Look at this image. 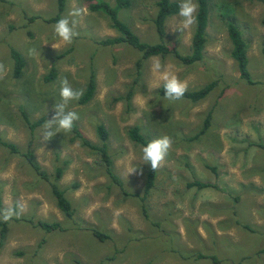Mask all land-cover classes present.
I'll use <instances>...</instances> for the list:
<instances>
[{"label":"rangeland","instance_id":"rangeland-1","mask_svg":"<svg viewBox=\"0 0 264 264\" xmlns=\"http://www.w3.org/2000/svg\"><path fill=\"white\" fill-rule=\"evenodd\" d=\"M156 1L129 0V8L118 11L142 43H160L152 23ZM209 5L203 59L186 66L172 53L143 60L127 43L101 46L99 40L118 33L108 17L90 12L81 0H65L61 15L82 9L71 45H64L48 22L57 13L55 0L0 2V62L8 68L0 79V139L20 153L31 150L50 175L62 168L58 184L75 211L72 219L65 218L48 183L21 154L0 144L3 209L24 205L19 220L9 222L0 264H264V5L249 0H209ZM177 18L166 21L164 43L185 55L194 26L173 31ZM230 21L247 43L251 83L240 78L231 58ZM11 49L25 60L18 78ZM156 57L187 82V90L214 81L216 87L197 103L169 101L159 94L162 82L150 68ZM51 71L55 76L47 81ZM92 74L93 98L84 105L73 101L69 109L79 115L74 127L93 145H101L97 127L104 126L122 187L106 175L99 153L83 146L73 131L48 141L42 137L60 101L61 80L85 92ZM209 111L208 129L190 140ZM135 126L148 141L165 135L173 140L147 195L150 165L142 159V146L128 135ZM135 168L138 172L130 174ZM194 180L212 187L188 188ZM38 220L59 222L61 230L46 233L35 225ZM92 228L109 239L99 241Z\"/></svg>","mask_w":264,"mask_h":264},{"label":"trees","instance_id":"trees-1","mask_svg":"<svg viewBox=\"0 0 264 264\" xmlns=\"http://www.w3.org/2000/svg\"><path fill=\"white\" fill-rule=\"evenodd\" d=\"M5 0H0V2H4ZM57 4V13L54 17L50 18L48 22L56 23L59 19H61V15L65 9V0H55ZM84 5H86L87 9L93 13H103L106 17H108L110 21V26L114 29L118 35L112 38H105L99 40L98 44L101 46H114L121 43H127L137 49L142 54V59H148L154 56H165L167 54H173L177 60H179L183 65L189 66L195 63L200 62L203 59V53L206 45V29L209 22V11L210 5L209 0H198L199 11H198V21L196 25H194L191 43H190V52L183 55L178 50H171L167 44L164 43V40L167 36L165 23L171 16L177 15L179 11V3L172 0H157L156 1V14L152 20V23L155 27L156 33L160 39V43L158 44H146L142 43L139 40V37L130 30V28L124 24L118 17V11L120 9L129 8L130 2L129 0H116V5L111 6L105 0H81ZM249 1H257L264 5V0H249ZM227 33L230 39L232 49H231V58L236 63L237 70L239 72L240 78L245 80L247 83H251V77L248 71V57H247V43L243 38L241 31L235 22L230 21L227 23ZM11 58L13 60V75L14 77H20L25 67V60L22 54L14 49L10 51ZM50 76L46 78L47 81L53 80L54 71ZM216 87V82H210L203 87L197 90H187L184 97L181 100H188L193 103H197L199 101L204 100ZM96 90L95 76L91 75L85 92L81 99L79 100L80 104L88 103L94 96ZM158 92L161 96L165 97L163 85L158 89ZM131 98V92L128 93L127 99ZM212 111H209L206 118L203 122V127L200 130L198 135H195L192 139L198 138V136L205 133L210 125ZM40 124V121L30 124V128L34 129ZM73 133L75 137L81 141V144L85 147H88L92 150H95L99 153L102 164L105 169L106 175L109 177L112 183H116L119 187H122L121 180L114 174L112 169V161L110 156L108 155V133L105 130L104 126L99 125L97 127V134L101 141V145H93L76 127H73ZM129 138L138 145L146 146L149 142L144 138L142 134H140V130L138 127H132L128 130ZM0 144L8 149L10 153L13 154H21V156L27 161L29 166L33 169V171L39 176L40 179L46 181L50 187V191L55 199L56 207L63 214V216L67 219H72L74 216V209L71 205V202L66 197L65 190L62 189L58 182L62 178L63 169L57 167L53 175L48 174L46 171L42 169L40 164L34 157V154L31 150H27L26 152L20 153L18 148L12 144L0 139ZM264 148V146H263ZM150 165V164H149ZM214 171V169H211ZM155 180V172L149 167V171L146 175V181L144 185V194L147 195L149 191L154 186ZM76 186V185H74ZM188 188L195 187L197 189H204L208 187H212L211 184L204 183L198 180H194L187 184ZM0 210H3V202L0 195ZM14 221H18V218H14ZM11 220V221H12ZM10 222V221H9ZM9 222L5 223L0 220V246L2 247L4 240L7 236L9 229ZM33 223V220H31ZM34 224V223H33ZM35 225L46 233H52L55 231L61 230V224L59 222L48 223L45 221L38 220ZM92 235L103 242L109 239V236L103 234L102 232L96 229H89ZM16 255H22L21 252L16 253Z\"/></svg>","mask_w":264,"mask_h":264},{"label":"clouds","instance_id":"clouds-1","mask_svg":"<svg viewBox=\"0 0 264 264\" xmlns=\"http://www.w3.org/2000/svg\"><path fill=\"white\" fill-rule=\"evenodd\" d=\"M199 4L198 0H180L177 22L171 27L173 31H182L196 25L198 21ZM83 12L80 8H73L68 15L59 19L53 26L54 32L64 45H71L74 38L79 35L75 30L78 17ZM55 48L54 45H52ZM34 50H30L33 52ZM151 71L159 77L162 82L165 98L169 101L181 100L188 89L186 81L181 80L169 67L162 63L161 59L153 58L151 63ZM8 72V68L0 62V79H3ZM83 89H74L67 78L60 82L59 96L60 101L55 103L52 108V115L43 125L42 137L44 141L52 139L60 133H71L74 123L79 120L76 111L69 109V105L73 101H79L83 96ZM173 147V140L169 136H163L149 141L146 146L142 147V159L146 164H150L151 169L155 172L163 167L170 150ZM138 168L133 169L130 173H137ZM142 174V169L139 173ZM24 212V205L17 203L15 208H5L0 210V220L7 223L15 218H19Z\"/></svg>","mask_w":264,"mask_h":264}]
</instances>
